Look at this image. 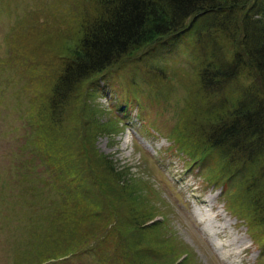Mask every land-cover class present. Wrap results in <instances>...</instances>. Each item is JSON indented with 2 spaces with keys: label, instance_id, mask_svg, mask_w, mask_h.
<instances>
[{
  "label": "trees",
  "instance_id": "trees-1",
  "mask_svg": "<svg viewBox=\"0 0 264 264\" xmlns=\"http://www.w3.org/2000/svg\"><path fill=\"white\" fill-rule=\"evenodd\" d=\"M87 1L89 5L78 0L74 3L76 7L71 8L72 36L63 33L65 40L61 41L64 44L61 53L66 56L54 63L44 62V59L51 61L50 54L38 59L43 74L29 88L31 91L43 84L40 87L43 94L31 91V110H27L31 124L27 142L33 144L35 155L21 164L32 168L38 160L48 178L42 190L25 187L21 191L25 192L24 201L28 204L31 198L43 197L42 191L52 189L49 185L54 182L63 198L50 221L55 220L63 228L66 232L63 237L71 236L67 243H58L61 252L46 248L36 263L68 256L80 249L88 252L94 248L90 243L109 239L113 240L115 251L109 256L107 247L103 248L98 253L101 264L191 261L188 249L176 252L172 245L170 251L169 244L158 247V239L152 240L150 236L146 241L147 233L164 227L163 222L157 221L153 223L158 228L153 223L146 225L160 211L157 208L156 212L142 211L138 194L141 183L128 176V169L119 170L96 147L98 134L116 132L120 120L115 115L100 120L103 109L94 103L95 85L91 83L112 69L126 67V60L134 53H155L162 50L156 48H165L169 42L183 37L193 46L196 62L193 71L178 65L171 67L172 76H178L177 83L185 84L188 94L170 138L192 159L210 161L213 167L221 168L215 180L224 186L244 176L249 198H242L244 193L242 197L234 195L232 200L260 244L264 239L263 232L257 233L259 227L264 231V0ZM54 33L45 36L54 38ZM38 37L32 36L35 38L32 44L38 54H45L48 38ZM11 41L10 60L16 62V39ZM21 51L26 54V50L19 48L18 55ZM32 65L35 67L29 63L26 70H31ZM153 66L156 67L150 69L154 72L148 75V83L157 91L155 97L170 93L163 90L168 84V65ZM136 85H130L128 101L136 100L143 111L144 100ZM16 166L19 168L18 163ZM89 186L98 192L93 198L87 196ZM120 199L122 207L118 209L116 202ZM54 201L53 198L51 202ZM229 209L234 210L231 205ZM120 229L123 235L114 236L116 230L121 234ZM50 230L53 232V228ZM34 237L41 238L43 244L55 243L49 237ZM72 239L80 243L72 246ZM169 253L175 257L170 258ZM184 254L187 256L180 260ZM19 258L16 264L22 263Z\"/></svg>",
  "mask_w": 264,
  "mask_h": 264
},
{
  "label": "rangeland",
  "instance_id": "rangeland-1",
  "mask_svg": "<svg viewBox=\"0 0 264 264\" xmlns=\"http://www.w3.org/2000/svg\"><path fill=\"white\" fill-rule=\"evenodd\" d=\"M76 1L78 0H0V264H16L18 257L22 258L21 264H41L36 262L44 249L54 248L61 252L62 248L58 243H67L71 237H63L66 233L63 228L55 220L50 221L63 198L54 182L49 185L52 189L42 191L43 197L31 198L28 204L24 201L25 192L21 190L25 187L44 189L48 173L38 160L33 162L32 168L21 162L31 161L35 155L33 144L27 142L28 132L31 130L27 110H31V91L38 90L40 95L43 94L40 89L43 84H38L31 91L29 89L33 80L43 74V66L38 59L50 54L51 61L44 59V62L54 63L61 56H66L61 53L64 45L62 42L65 40L63 33L72 36L69 26L74 21V9L71 8L76 7ZM80 3L89 5L87 0H80ZM52 32H55L54 38L45 36ZM34 34L39 36V40L48 38L45 54H38L39 51L34 48ZM57 35L62 39H57ZM10 39H16V62L10 60ZM19 48L26 50V54L21 51L18 55ZM156 49L162 50L155 53H134L126 60V67L112 69L111 72L114 73L109 71L91 82L95 85L94 103L103 109L100 120L106 121L113 118V115L120 120L116 132L105 131L98 134L96 147L109 156L119 170L128 169V176L141 183L142 189L138 192L143 204L141 210L155 211L157 208L160 211H155V218L145 222L146 225L154 221L163 222L164 227L147 233L145 239L149 236L152 240L157 238L160 245H156L164 247L169 244L170 251L171 245L175 246L176 252L188 249L192 258L187 264H264V239L259 241L260 244L254 239L258 236L251 235L247 219L243 218L232 200L234 195L242 197L247 192L244 176H239L224 186L215 180L221 168L213 167L210 161L192 159L189 157L191 155L180 151L170 138L172 129L180 121V112L187 104L185 97L188 94L185 84L177 83L178 76H172L171 67L178 65L193 71L196 62L193 46L183 37L173 43L169 42L165 48ZM34 53L38 55L35 56ZM29 63L34 64L37 70L34 71L35 67L32 65V69L27 71ZM155 64L169 67V75L166 77L168 84L163 90H170V93L164 91L157 97V91L148 83V75L154 72L150 69L156 67L153 66ZM22 67L25 68L21 69ZM131 84H138L140 88L138 94L144 100L143 111L136 100L128 101ZM128 110L129 112H125ZM87 191L89 198L98 194L94 187H87ZM209 196L214 201L213 209L206 207L205 198ZM53 198L55 201L52 203ZM242 198L248 199L249 196L246 193ZM121 201L116 202L118 209L122 207ZM229 205L238 213H233L234 210H230ZM196 206L200 211L212 212L210 224L207 221L201 224L195 217L193 211ZM218 210L220 214L216 215ZM153 225L157 226L155 223ZM206 226L226 227L220 237L228 241L235 242L238 236L239 239L242 238L249 248L246 258L243 255L224 259L225 252L217 247L220 238L205 234L202 229ZM52 228L53 232L50 230ZM119 232L116 230L114 236L123 235L122 230L121 234ZM262 232L264 235L263 228L259 227L257 233L261 235ZM40 235L49 237L55 243L43 244L41 238L34 237ZM56 237L59 240H55ZM141 237L138 235V238ZM38 242L40 244L37 245ZM76 242L80 243L78 240ZM76 242L72 239V246ZM112 243V239L92 242L90 244L94 248L88 252L80 249L42 264H101L98 253L107 247L109 256H112L115 251ZM169 254L170 258L175 257ZM186 256L184 254L180 260Z\"/></svg>",
  "mask_w": 264,
  "mask_h": 264
},
{
  "label": "bare ground",
  "instance_id": "bare-ground-1",
  "mask_svg": "<svg viewBox=\"0 0 264 264\" xmlns=\"http://www.w3.org/2000/svg\"><path fill=\"white\" fill-rule=\"evenodd\" d=\"M201 197V196H200ZM197 198V197H196ZM199 201V200H198ZM205 202L207 203L206 207H209L208 209H213V205H214V201L213 198H211V196L205 198ZM202 206V205H201ZM203 207V206H202ZM201 207V208H202ZM215 207V206H214ZM200 208L198 206H196V209H194L193 213L195 214V217H197V219L199 220V222L201 224L205 223L206 221L209 222L212 220L211 216L213 215L211 211H200ZM203 209V208H202ZM201 209V210H202ZM216 215H219V210L216 212ZM215 215V213H214ZM208 216V217H206ZM216 218V217H215ZM215 221V220H213ZM227 222V220L225 221V223ZM215 223V222H214ZM224 223V224H225ZM217 224V223H216ZM226 227H220V228H211V226H206L205 228H203L202 230L205 232V234L207 235H211L217 238H220V242L217 245V247L221 250H223L225 253H223V257L224 259L228 260V259H232V258H236L239 256H247V253L249 252V248H247V246L245 245V242L242 238L239 239V236L237 237L236 241L233 242V240L228 241L222 237H220L221 232H223V230L225 231ZM231 234V233H230ZM234 237V236H233ZM212 238V237H211ZM222 238V239H221ZM227 238V237H226ZM253 240V239H252ZM216 249V246H215ZM229 257V258H228ZM245 261V260H244ZM244 264V263H243Z\"/></svg>",
  "mask_w": 264,
  "mask_h": 264
}]
</instances>
